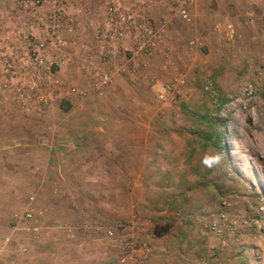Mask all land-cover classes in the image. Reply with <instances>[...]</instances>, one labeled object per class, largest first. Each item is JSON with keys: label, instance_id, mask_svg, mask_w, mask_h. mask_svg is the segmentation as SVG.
I'll return each mask as SVG.
<instances>
[{"label": "rangeland", "instance_id": "obj_1", "mask_svg": "<svg viewBox=\"0 0 264 264\" xmlns=\"http://www.w3.org/2000/svg\"><path fill=\"white\" fill-rule=\"evenodd\" d=\"M102 1H73L76 36L86 43L95 42L107 5ZM116 1L125 9L130 3ZM150 16L159 28L165 24L163 43L135 78L118 79L103 95L75 97L67 102L69 111L64 102L16 128L0 129V188L7 198L0 208H20L36 186L43 187L42 201L49 204L50 186L58 187L65 192L56 199L58 219L86 220L92 211L107 222L115 237L112 251L108 248L113 264L119 255L117 224L133 225L137 240L150 243L146 264H264V0H197L188 19L168 5L153 7ZM60 76L89 89L76 64ZM175 79L183 82L179 93L161 102L155 91ZM206 112L217 125L200 119ZM76 117H86L89 130L81 129L79 137L89 144L96 140L97 150L88 144L71 154L79 175H69L60 186L56 178L47 182L28 172L31 165L21 161L30 148L15 146L31 140L37 127L51 126L52 135L41 134L55 138L53 125H73ZM5 124L17 125L0 121V127ZM101 126L106 131L99 136ZM215 129L224 132L222 148L196 132ZM50 150L52 160L57 152ZM217 151L222 163L205 167L204 154ZM86 153L87 163L81 158ZM67 189L76 195L69 197Z\"/></svg>", "mask_w": 264, "mask_h": 264}, {"label": "built area", "instance_id": "obj_2", "mask_svg": "<svg viewBox=\"0 0 264 264\" xmlns=\"http://www.w3.org/2000/svg\"><path fill=\"white\" fill-rule=\"evenodd\" d=\"M196 3L135 0L125 9L116 0H107L103 20L93 34L95 42L86 43L76 36V19L67 8V0H14V9L23 23L15 41L25 45L7 43L0 47V119L37 117L75 97L93 92L103 95L120 78H135L163 43L165 24L159 28L153 22L151 9L168 5L177 17L188 19ZM27 14L35 16L33 23L26 20ZM34 26L40 34H33ZM73 64L87 76L89 89L60 76L64 67ZM182 83L175 79L161 85L155 91L158 99L170 101ZM32 217L30 212L24 216L28 220ZM134 230L133 225L114 227L119 238L115 245L119 249L117 264H146L151 257L150 243L137 240Z\"/></svg>", "mask_w": 264, "mask_h": 264}, {"label": "crops", "instance_id": "obj_3", "mask_svg": "<svg viewBox=\"0 0 264 264\" xmlns=\"http://www.w3.org/2000/svg\"><path fill=\"white\" fill-rule=\"evenodd\" d=\"M13 1L14 0H0V16L2 15L4 19L3 22L1 21L2 24L0 25V47L3 48L4 46L6 47L7 43H16V45L20 47L25 45L22 41H15V39L19 37L18 29L23 26V23L22 17L14 9ZM73 1H76V3L78 2V0ZM73 1L69 4L71 0H67V8L71 12L72 7L75 8ZM124 1L125 3L128 2V0ZM133 1L134 0H130V3ZM84 2H88V0H84ZM87 10L90 11L89 8H87ZM90 13L91 11L85 14L89 16ZM27 15L26 20L33 23L35 16L33 14ZM78 18L79 15H76V20H78ZM80 24L83 27L84 22L82 21ZM83 30H85V28ZM33 34H40L39 29L35 26L33 28ZM77 117L73 125H69L65 122H57V126L53 125V131L57 135L55 138H51L44 134L42 136L41 134L42 130L51 134V126H47L50 129L46 128V126L43 128L37 127L35 130L33 129L30 135L31 140H29L28 137L26 139L23 138L22 142L15 146L16 148L20 147L22 149L25 147L30 148L24 150L27 151L29 156L24 157L21 161L23 166L31 165V167H34L33 170H31L30 167L28 172L37 173L36 176H38V179L41 177L44 181L47 180V182L49 178H56L58 181L57 184H60V186L63 185L65 179L70 178L69 175H73V177L79 175L75 167L77 160H74V158L72 159L73 156L71 154L76 155L77 151L81 150V146H87L89 144L88 138L87 140L84 139L83 135L79 137L81 129H84L83 131L89 130V128H87L89 124H87L86 121H82V118L86 117ZM27 118L29 117L16 116L12 118L11 121H16L17 125L9 126L5 124L3 127H0V129H6L4 131H8L10 128H16V126H19L18 123H26L27 120H31ZM1 120L4 119H0V121ZM97 130L102 131L98 133L99 136L103 135L102 133L106 131L103 126L97 128ZM70 135L78 136L76 140L73 139V142L70 140ZM81 139L83 140V144L77 143L79 141L81 142ZM95 141L96 140H93L94 143L92 142L87 147L95 150ZM53 148V152L57 153H55V155L52 154L53 158L50 160L47 155L51 152L50 149L53 150ZM88 156L89 155L86 153L83 154L81 158L87 163ZM41 164L44 166H41ZM63 165H67L66 168H64ZM88 174L90 178L96 177L94 175L92 176L91 172ZM85 177L87 176H84V178ZM96 179L98 178L96 177ZM69 187L67 186V188ZM42 188V186H36V188L28 194L23 206L20 208L16 209V207H11L12 210L10 208L8 212L0 208V264H113L114 261L109 258L110 256L108 255V248L112 251V246L115 241L113 239L115 237L112 236L110 228L106 226L107 222H104V219L98 218L92 211L90 212L89 219L86 220H81L80 218L75 219L77 220L76 222L71 220V223L61 221V219H58L56 216V211L59 210L57 200H60V195L65 192H63V190L60 191L58 187L50 186V194L53 196L51 203L47 204L42 201L45 197ZM67 192L69 197H74V195H76V192H73L72 189H67ZM22 193L26 194V192ZM5 198V191L0 188V200L5 201ZM8 199H10V197H8ZM29 212L32 213V220L24 218L25 214ZM87 212L88 211H86L85 214H89ZM72 215L73 214L70 216ZM72 217L76 216L73 215ZM77 217L81 216L78 215ZM79 233L80 235H78ZM7 238H9V241L5 242ZM185 241L186 239L184 242Z\"/></svg>", "mask_w": 264, "mask_h": 264}, {"label": "trees", "instance_id": "obj_4", "mask_svg": "<svg viewBox=\"0 0 264 264\" xmlns=\"http://www.w3.org/2000/svg\"><path fill=\"white\" fill-rule=\"evenodd\" d=\"M217 78V75H213V79H216ZM204 91V89H202V92ZM62 108L64 109V111H69L71 109V106L69 103L65 102L62 106ZM204 108H206V105H204ZM207 109V108H206ZM200 117V119H202L203 121L207 120L208 119V122H209V125L210 126H214V125H217V121L215 119H209L208 116H207V112L206 114L204 115H198ZM215 134H213L212 132H208L206 130H197L196 132L197 133H200L202 134L201 137L205 140V141H208L210 142L211 144H213V146L217 147V148H222L224 147L222 145V140H223V137H224V132H220L218 131V129H215ZM196 133V134H197ZM194 134V133H192ZM199 135V134H198ZM187 148L188 151H191V146L188 144H185V149Z\"/></svg>", "mask_w": 264, "mask_h": 264}, {"label": "clouds", "instance_id": "obj_5", "mask_svg": "<svg viewBox=\"0 0 264 264\" xmlns=\"http://www.w3.org/2000/svg\"><path fill=\"white\" fill-rule=\"evenodd\" d=\"M223 154L220 152H214V153H208L206 152L201 160V163L211 169L215 166H218L222 163L223 161Z\"/></svg>", "mask_w": 264, "mask_h": 264}]
</instances>
